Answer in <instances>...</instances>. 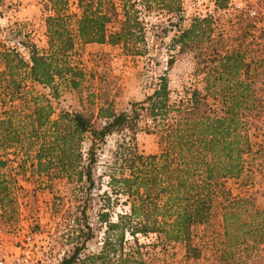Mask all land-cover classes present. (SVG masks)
Wrapping results in <instances>:
<instances>
[{"label":"trees","instance_id":"trees-1","mask_svg":"<svg viewBox=\"0 0 264 264\" xmlns=\"http://www.w3.org/2000/svg\"><path fill=\"white\" fill-rule=\"evenodd\" d=\"M68 1L50 0L54 13L44 20L46 48L20 39L0 50V96L20 100V106L9 108L1 100L0 166L6 164L3 155L18 148L23 159H32L37 174L65 179L77 192V223L86 217L90 190L96 186L93 167L98 149L108 136L123 134L107 170L111 194L104 192L103 207L97 212L98 221L105 225L99 253L80 258L85 242L94 235V229L84 230L80 224V245L59 264H149L138 245V235L149 234L162 244L182 243L183 264H198L201 248L194 243V229L204 226L202 237L207 238V229L218 216L222 230L215 233L214 239L220 241L215 263L251 264L253 258H260L264 204H257L252 195L232 196L222 181L245 173L251 177L250 172L257 170L264 184V146L252 140L264 133L261 8L246 1L228 19L231 30L227 32L217 30L211 15L191 16L185 24L180 0H75L76 12L67 11ZM213 3L224 10L229 0ZM153 10L167 14L168 25L156 26L157 37L172 32L171 49H192L195 70L204 75V91L193 89L184 106L169 102L165 73L153 91L132 102L129 110L115 111L113 103L104 100L95 112L61 109L54 116L46 95L26 94L25 80L48 89L55 99L60 86L78 89L84 73L69 59L77 45L108 43L119 45L124 53L141 54L147 42L141 16ZM87 104L91 107L94 101ZM170 111L176 114L168 120ZM142 117L151 121L148 128L160 133L159 152L139 149L136 134ZM8 190L0 175L2 207L10 200ZM119 201L127 210L114 211ZM126 234L134 246H124Z\"/></svg>","mask_w":264,"mask_h":264},{"label":"rangeland","instance_id":"rangeland-1","mask_svg":"<svg viewBox=\"0 0 264 264\" xmlns=\"http://www.w3.org/2000/svg\"><path fill=\"white\" fill-rule=\"evenodd\" d=\"M248 3L249 6L261 8L262 17L259 26L264 28V7L261 0H229L227 8L218 9L213 0H180L183 12L188 23L194 15H211L215 18L218 31H230L228 19ZM68 12H76L75 0H69ZM54 13V7L50 0H0V50L3 46H12L17 40H24L28 44L35 43L38 48L47 47L45 32V17ZM141 21L146 27V46L142 53L131 55L124 53L119 45L108 43L77 45L69 54L73 65L79 67L84 73L83 80L78 89H63L58 98L48 94V89L24 81L25 92L42 93L51 101L55 114L59 110L94 112L97 106L104 100L113 103L115 111L129 110L134 101L143 100L156 86L159 76L165 75L169 81L170 103L184 106L193 89L204 91L203 74L195 70L194 52L192 49L178 51L169 46L172 32L163 34L162 39L157 37L156 26H167V14L153 10L141 16ZM169 28V27H168ZM159 32V31H158ZM18 36V37H17ZM161 36V35H160ZM20 51H26L19 48ZM172 58V63L168 60ZM3 65L0 62V71ZM0 76V85L2 83ZM3 99L4 108L12 105L20 106V100L13 102L8 96H0ZM90 100L94 104H87ZM176 113L170 111L168 120L174 118ZM151 121L141 118L140 129L136 134L139 149L144 153L159 152L161 143L160 133L155 132ZM122 133H117L106 138L104 144L98 149V161L93 167L96 186L90 190L86 217L79 220V200L75 196L76 190L59 177H50L37 174L32 167V159H23L24 154L18 148L9 150L8 155H3L5 166H0V175L8 184L9 202L2 207L0 203V250L8 254H23L29 258L31 264H59L61 259L72 253L75 246L80 245L77 238L79 226L91 227L93 237L85 242L80 252V258H86L98 254L102 245L105 225L97 219L99 207L104 204V192L111 194L107 185V170L111 166L112 151ZM254 142L264 146V133L254 139ZM86 144V143H84ZM254 149L257 145L254 143ZM12 150H16L13 153ZM253 173V175H252ZM245 173L238 179H225L222 184L232 196L252 195L254 201L264 204V184L262 175L255 170ZM250 180H249V179ZM247 181V182H245ZM119 205L115 212L127 210V206ZM112 219L115 220L112 213ZM81 224V225H80ZM82 228V227H81ZM204 226L194 229V243L201 248V257L198 264H216L215 255L219 252L220 241L216 240L217 234L222 228L219 216L213 218L207 229V238H203ZM125 247L134 246V240L126 234ZM138 245L141 247L144 259L149 264H183L185 248L182 243L172 242L162 244L155 234L147 236L138 235ZM125 253V252H123ZM257 257V256H256ZM251 264H264V252L260 258H253ZM74 264H81L76 261Z\"/></svg>","mask_w":264,"mask_h":264},{"label":"built area","instance_id":"built-area-1","mask_svg":"<svg viewBox=\"0 0 264 264\" xmlns=\"http://www.w3.org/2000/svg\"><path fill=\"white\" fill-rule=\"evenodd\" d=\"M0 264H31V263L26 255H23L21 253L12 255V254H8L5 250H0Z\"/></svg>","mask_w":264,"mask_h":264}]
</instances>
